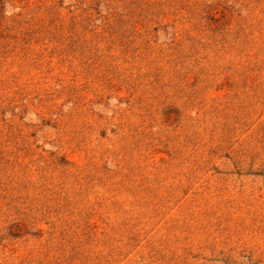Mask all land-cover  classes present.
I'll use <instances>...</instances> for the list:
<instances>
[{
  "label": "rangeland",
  "instance_id": "374dc122",
  "mask_svg": "<svg viewBox=\"0 0 264 264\" xmlns=\"http://www.w3.org/2000/svg\"><path fill=\"white\" fill-rule=\"evenodd\" d=\"M0 264H264V0H0Z\"/></svg>",
  "mask_w": 264,
  "mask_h": 264
}]
</instances>
